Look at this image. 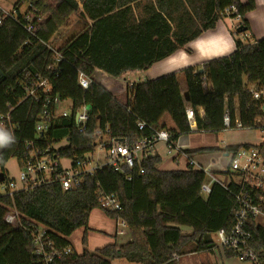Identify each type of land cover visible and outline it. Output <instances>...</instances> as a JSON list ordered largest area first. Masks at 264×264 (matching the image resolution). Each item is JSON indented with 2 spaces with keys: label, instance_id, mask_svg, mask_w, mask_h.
Masks as SVG:
<instances>
[{
  "label": "trees",
  "instance_id": "16d2710c",
  "mask_svg": "<svg viewBox=\"0 0 264 264\" xmlns=\"http://www.w3.org/2000/svg\"><path fill=\"white\" fill-rule=\"evenodd\" d=\"M23 4H28L25 12L19 8ZM231 6L237 12L230 16L242 17L235 29L250 31L246 15L256 8L255 0H18L14 7L20 20L3 17L0 24V70L4 73L0 79V119L8 114L10 104L16 106L10 113L16 125L11 134L14 142L0 148V165L6 170L10 159L24 161L25 142L37 138L35 126L41 105L29 98L23 100L26 91L21 81L40 72L52 79L54 92L62 98L72 99L76 107L85 103L91 106L86 133L78 131L73 118L57 119L46 133L49 141L69 138L60 155L82 157L92 150L97 121L101 128L110 126L114 138L127 139L130 145L153 137L154 129H166L171 133L173 148L182 135L228 129L226 115L230 117V128H237V121L241 128H260L256 120L264 118V97L254 99L250 85L264 87V38L248 44L238 39L232 54L201 66L131 85L121 81L127 73L148 70L215 28ZM79 10L85 20L81 30L56 46L60 31ZM28 16L36 26L34 34L25 28ZM48 44L62 54L60 60ZM80 72L92 80L87 89L79 84ZM188 107L195 112L194 129L187 118ZM166 115L173 126L163 121ZM139 121L147 123L145 129H139ZM252 147L264 155V142L230 144L224 151L235 154L241 148ZM218 150L219 147H203L187 153L194 156ZM161 161L159 154H145L133 168L116 171L104 167L85 176L74 189L63 190L53 183L0 198V264H47L36 253L29 228L43 224L53 247L67 248L71 246L69 237L78 228L88 229L91 212L96 208L116 220H125L131 241L122 245L115 241L96 252H77L72 247L70 254L48 264H112L117 259L136 264H180V258L187 253L214 251L212 234L233 228L239 209L236 193L261 191L248 183H236L234 176L239 174L229 170V164V183L214 182L211 192L204 196L201 187L207 181L206 172L192 165L162 170L158 167ZM101 192L115 195L121 210L103 208ZM13 206L21 212L27 229L7 221L9 207ZM182 226L191 227L192 233H184ZM246 229L251 233L250 246L259 251V264H264V226L250 217ZM86 239L87 235L85 243ZM46 251L51 253L52 246ZM175 254L179 259L174 258ZM224 254L237 257L233 249H226Z\"/></svg>",
  "mask_w": 264,
  "mask_h": 264
},
{
  "label": "built area",
  "instance_id": "2783aa9c",
  "mask_svg": "<svg viewBox=\"0 0 264 264\" xmlns=\"http://www.w3.org/2000/svg\"><path fill=\"white\" fill-rule=\"evenodd\" d=\"M236 12L237 8L235 6L226 9L227 16ZM0 13L3 15L0 17V24L3 17L12 18L15 21L20 20L18 10L15 7L7 10L0 6ZM27 18L29 22L25 25V28L29 33L34 34L36 26L31 17L28 16ZM232 18L237 20V27L242 23L240 14ZM48 46L57 53L60 60L62 54L50 44ZM49 68L51 69V67ZM123 77L121 80H124ZM78 81L81 87L85 89L89 88L92 82L91 78L84 72L79 73ZM21 84L26 91L23 100L29 98L32 102L41 105L35 126L37 138L25 142L27 158L22 162L17 159L21 166L19 183L13 178L9 179L7 169L4 170L0 165V198L13 197L18 191H33L53 183H58L63 190L74 189L82 183L85 176L94 175L104 167L114 168L116 171H122L124 167L133 168L136 161L140 160L145 154H153L154 145L158 141L166 142L171 150L177 148L171 146L169 141L171 133L166 129H154L155 134L153 137L139 139L134 145H130L127 139L114 138L110 126L101 128L99 121H97L98 126L94 133L96 140L92 150L85 152L82 157L69 154L60 155V151L69 144V138L49 141L46 133L50 131L59 118H73L78 131L83 134L86 133L90 121L91 106L85 103L81 107H76L72 99L62 98L59 93L54 92L52 79L49 76L42 75L41 72L27 75L21 81ZM127 84L131 85L133 83L127 82ZM203 85L205 88L207 87L205 77H203ZM251 93L254 99H260L264 97V87H253ZM66 102L69 103V110L63 107ZM9 107L8 114L1 116L0 127L13 134L16 125L12 123L10 113L16 106L10 104ZM187 118L194 129L195 112L192 107L187 108ZM256 122L264 133V118L259 117ZM225 123L228 128L231 127L228 115L225 116ZM237 125L241 127V123L237 122ZM138 126L140 130H143L146 128L147 123L139 121ZM262 142H264V137ZM198 166L211 178L210 183L208 181L203 183L201 187L202 194L208 195L214 182L225 185L229 183V179L228 181L227 179L221 180L212 174V164ZM229 170L239 174V176H234L236 183L241 185L248 183L251 188L261 191L255 193L241 190L236 193L239 204V209L235 215L236 223L230 231L220 229L215 233L217 240H215L216 247L214 251L224 253L226 249H233L237 252V258L240 260L259 264V251L250 246L251 233L246 229V224L250 217H254L258 223L264 226V155L259 148H241L237 153L231 154ZM128 178L130 179V177ZM101 204L103 208L109 211L121 210V203L115 195L101 192ZM6 219L14 227L27 229L22 223L21 212L15 206L9 207ZM117 225L119 226L117 229L119 235H123L125 229L129 228L123 219H118ZM29 230L34 236L36 253L43 256L47 264L52 262L54 258H60L73 251L71 246L63 249L53 247L47 233L48 228L41 223H37ZM48 246H52L51 253L46 251ZM174 258L179 259V256L175 254Z\"/></svg>",
  "mask_w": 264,
  "mask_h": 264
},
{
  "label": "crops",
  "instance_id": "0c3cea01",
  "mask_svg": "<svg viewBox=\"0 0 264 264\" xmlns=\"http://www.w3.org/2000/svg\"><path fill=\"white\" fill-rule=\"evenodd\" d=\"M255 1L256 8L246 15V19L251 26V30L244 31L247 32L246 34H244V39L245 41L247 40V42L244 44L251 43L255 39L264 38V0ZM241 2L246 3L247 0H241ZM237 24L238 22L236 19L232 18L231 16H224L217 22L215 28L203 32L199 37L191 41L186 47L179 49L168 58L155 63L148 70L127 73L125 77H123L124 80L121 81L126 82L127 84V82L135 83L152 80L163 75L179 71L189 66H201L204 62L211 59L229 56L236 50V41L238 40V36L233 34V30L237 27ZM182 84L184 86L183 81ZM200 111V113H203V110ZM163 121L168 126L174 125L171 117L168 115L163 118ZM237 122L240 124V121ZM239 127L240 126H238L237 128ZM241 143L242 142L227 141L222 145L214 144L202 146L195 145V143H192V141L187 136L182 135L178 139L176 149L171 150L166 142L158 141L154 145L153 154H159L162 158L161 163L158 165L159 169L180 170L187 169L190 165L199 168L198 165L207 166L208 164H212V174L221 180H226V172L230 164L231 154L225 152L224 148L230 144ZM203 147H219L220 150L204 152L194 156H190L187 153V150ZM208 153H216L215 155H217V159H214L216 157L209 155ZM219 162H222L223 165H220ZM207 179H209L208 182L210 183L211 178L208 176ZM115 224L116 225L113 226V232L117 233V229L119 228V226L117 225V220ZM128 233H130L129 228L125 229V233L123 235H127ZM117 238L118 237H116V240ZM129 241H131V238L126 239L127 243ZM196 254L197 253H193V255ZM214 254H216L218 258L216 264H221V260L223 264H228L229 262H231L230 259L234 258L226 257L222 251H214Z\"/></svg>",
  "mask_w": 264,
  "mask_h": 264
},
{
  "label": "rangeland",
  "instance_id": "374dc122",
  "mask_svg": "<svg viewBox=\"0 0 264 264\" xmlns=\"http://www.w3.org/2000/svg\"><path fill=\"white\" fill-rule=\"evenodd\" d=\"M18 0H0V6L4 9L10 10L16 5ZM21 12H25L28 8V4H23L19 6ZM81 10V9H80ZM76 12L70 19L69 24L63 28L59 35L57 36L56 46H61L65 43L67 38L75 35L79 32L82 26L85 23V20L81 16V11ZM236 35L238 39H240L243 43H246L244 39V34L247 32H237ZM233 30V31H234ZM139 81V80H138ZM255 87L254 85H250V88ZM67 110H69V103L66 102L63 106ZM187 136L192 143L195 145H222L227 141H236L242 143H261L264 137V133L261 128L255 129H245V128H228L218 132H195L191 134L184 135ZM64 143V142H63ZM209 154V153H208ZM216 153H210L217 159ZM220 165H223L222 162H219ZM7 169L8 178L15 180L19 183L21 166L16 158L10 159L5 165ZM209 181V179H207ZM206 196V195H204ZM116 219L110 217L105 210L101 208H96L91 212L89 227L78 228L70 237L71 247H73L77 252H83L84 250H88L90 252H96L99 248L117 242L119 244L127 243L126 239L131 238L130 233L127 235H117V233L113 232V226L116 224ZM183 232L186 234L192 233V228L189 226L181 227ZM87 235L86 243L84 242V237ZM116 237L117 240H116ZM212 238L217 240V235L212 234ZM218 252V251H216ZM218 260L217 255L212 252H203L197 253L193 255V253H187L180 258V264H212ZM231 262L228 264H253L249 261H242L237 257L231 258ZM220 261V260H219ZM223 264L222 260L220 262ZM112 264H136L130 262L126 259H117L112 261Z\"/></svg>",
  "mask_w": 264,
  "mask_h": 264
},
{
  "label": "clouds",
  "instance_id": "9594fccd",
  "mask_svg": "<svg viewBox=\"0 0 264 264\" xmlns=\"http://www.w3.org/2000/svg\"><path fill=\"white\" fill-rule=\"evenodd\" d=\"M14 142V137L11 133L0 127V148L8 147Z\"/></svg>",
  "mask_w": 264,
  "mask_h": 264
},
{
  "label": "water",
  "instance_id": "95a60500",
  "mask_svg": "<svg viewBox=\"0 0 264 264\" xmlns=\"http://www.w3.org/2000/svg\"><path fill=\"white\" fill-rule=\"evenodd\" d=\"M244 31H246L245 28H242V27L237 28V32H239V33H240V32H244ZM200 72L203 73L204 70L201 69ZM3 76H4V73L0 70V79H1ZM186 99L189 100L188 93H186Z\"/></svg>",
  "mask_w": 264,
  "mask_h": 264
}]
</instances>
